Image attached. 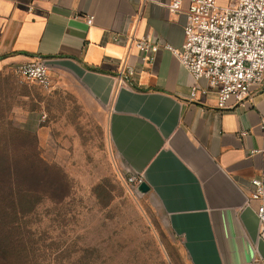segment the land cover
Segmentation results:
<instances>
[{
    "label": "crops",
    "instance_id": "1",
    "mask_svg": "<svg viewBox=\"0 0 264 264\" xmlns=\"http://www.w3.org/2000/svg\"><path fill=\"white\" fill-rule=\"evenodd\" d=\"M171 1L0 0V74L45 59L52 82L69 79L78 103L106 111L114 153L144 173V194L189 264H264V240L254 247L256 202L245 206L244 187L264 179V81L251 86L245 106L221 109L214 89L190 100L195 80L171 51L161 47L144 61L133 38L183 49L189 0L178 11Z\"/></svg>",
    "mask_w": 264,
    "mask_h": 264
},
{
    "label": "rangeland",
    "instance_id": "2",
    "mask_svg": "<svg viewBox=\"0 0 264 264\" xmlns=\"http://www.w3.org/2000/svg\"><path fill=\"white\" fill-rule=\"evenodd\" d=\"M1 148L19 172L44 175L16 192L22 211L8 216L25 264H189L150 196L126 185L106 111L78 103L69 79L44 87L0 74Z\"/></svg>",
    "mask_w": 264,
    "mask_h": 264
},
{
    "label": "built area",
    "instance_id": "3",
    "mask_svg": "<svg viewBox=\"0 0 264 264\" xmlns=\"http://www.w3.org/2000/svg\"><path fill=\"white\" fill-rule=\"evenodd\" d=\"M173 11L182 9L181 0L168 4ZM184 45L182 50L170 43L161 44L143 35L133 38L130 46L142 53L144 61H150L159 48L171 51L189 70L195 80L189 98L207 95L210 89L216 92L217 107L245 106L251 99V86L264 81V0H189L185 10ZM91 24L93 15L85 16ZM114 41L127 40V36L115 34ZM14 72L22 82L50 85L49 66L45 59L36 58L18 64ZM204 79L206 86L200 84ZM231 100H234L231 104ZM264 130V120L261 122ZM248 134L243 130L242 135ZM254 149L251 152H258ZM124 181L133 190L140 192L139 185L145 182L144 173L130 167L124 168ZM245 206L256 202L258 240H264V179L252 177L245 181ZM237 264H262L259 257Z\"/></svg>",
    "mask_w": 264,
    "mask_h": 264
},
{
    "label": "trees",
    "instance_id": "4",
    "mask_svg": "<svg viewBox=\"0 0 264 264\" xmlns=\"http://www.w3.org/2000/svg\"><path fill=\"white\" fill-rule=\"evenodd\" d=\"M18 164V159L9 158L0 149V264H25L22 258L27 251L24 236L18 234L19 224L8 221V216L22 211L18 206L14 207L16 192L19 196L24 190L37 189L36 186L44 182V175L39 170L19 172ZM31 165L36 167L35 161Z\"/></svg>",
    "mask_w": 264,
    "mask_h": 264
},
{
    "label": "water",
    "instance_id": "5",
    "mask_svg": "<svg viewBox=\"0 0 264 264\" xmlns=\"http://www.w3.org/2000/svg\"><path fill=\"white\" fill-rule=\"evenodd\" d=\"M150 187L148 186V184L146 182H143L139 185V190L143 193L149 191Z\"/></svg>",
    "mask_w": 264,
    "mask_h": 264
}]
</instances>
